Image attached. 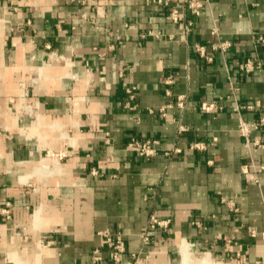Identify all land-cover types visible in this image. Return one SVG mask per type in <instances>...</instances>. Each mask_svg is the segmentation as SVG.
I'll use <instances>...</instances> for the list:
<instances>
[{"label":"crops","instance_id":"0c3cea01","mask_svg":"<svg viewBox=\"0 0 264 264\" xmlns=\"http://www.w3.org/2000/svg\"><path fill=\"white\" fill-rule=\"evenodd\" d=\"M168 8L0 0V264H107L103 231L123 236L124 260L264 264V170L241 174L264 165V127L250 133L259 146L238 129L264 116V0L182 9L189 32ZM247 59L259 67L245 73ZM132 138L157 139V153L138 156ZM151 214L169 224L143 243Z\"/></svg>","mask_w":264,"mask_h":264},{"label":"built area","instance_id":"2783aa9c","mask_svg":"<svg viewBox=\"0 0 264 264\" xmlns=\"http://www.w3.org/2000/svg\"><path fill=\"white\" fill-rule=\"evenodd\" d=\"M158 4L167 5L169 8V17L173 22L181 23L184 32H189L193 21L191 19H186L184 13H182V9H186L188 13H190L193 17H198L201 13L204 5L208 3V0H181V3H174L173 5L168 4L171 0H156ZM260 41H264L263 37H258ZM229 42H221L220 46L222 49H225L229 46ZM197 50L199 53L203 54V48L198 47ZM255 67H259V63L253 59H247L244 63L241 64L240 69H242L245 73L251 72ZM126 91L129 93L131 99L134 98L133 88H127ZM184 95H178L177 105L182 106L184 101ZM21 104L20 108L25 113L30 115L36 114V110L38 109V101H30L27 94L20 97ZM218 107L216 102H202L201 109L205 112H213ZM235 111L239 112L238 106L235 107ZM258 127H264V116L259 117L255 121L248 122L244 120L242 117L239 118V133L243 137L246 144L259 146L261 144L260 139H251L250 133L252 129H257ZM158 144L157 139H148V140H138L132 138L128 147H130L138 156L141 157H151L157 153ZM190 149H198L202 150L205 148V144L201 141H194L189 145ZM180 151L178 148H175L171 151H166L165 154L167 156L172 153ZM264 170V165L256 166L253 162L244 163L241 166V174L245 178V180L258 182V174ZM92 173H96L95 170L91 171ZM169 224V219H161L156 215L151 214L147 223V227L142 236L143 243L148 241L149 231L155 229L156 227H166ZM102 240L101 246L104 247L108 253V262L107 264H144L146 259L145 256L141 254L140 251L131 252L129 254V258L127 260L123 259V255L126 252V245L123 239V236L120 233L111 234L106 231L101 232ZM93 256L96 260H100V248H95L93 250Z\"/></svg>","mask_w":264,"mask_h":264}]
</instances>
